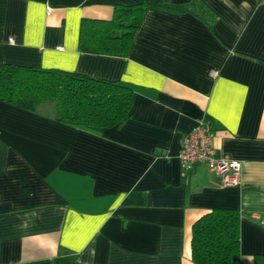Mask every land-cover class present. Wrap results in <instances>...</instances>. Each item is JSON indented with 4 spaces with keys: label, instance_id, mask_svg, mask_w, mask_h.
<instances>
[{
    "label": "crops",
    "instance_id": "0c3cea01",
    "mask_svg": "<svg viewBox=\"0 0 264 264\" xmlns=\"http://www.w3.org/2000/svg\"><path fill=\"white\" fill-rule=\"evenodd\" d=\"M146 1L159 6L125 56L78 49L83 19ZM0 63L133 90L128 119L98 131L57 121L53 102L0 101V264H196L192 226L213 208L239 214L228 264H264V0H0ZM200 119L239 184L181 167Z\"/></svg>",
    "mask_w": 264,
    "mask_h": 264
},
{
    "label": "trees",
    "instance_id": "16d2710c",
    "mask_svg": "<svg viewBox=\"0 0 264 264\" xmlns=\"http://www.w3.org/2000/svg\"><path fill=\"white\" fill-rule=\"evenodd\" d=\"M167 1V0H161ZM157 2L117 4L111 20L80 24L82 52L125 56L145 11ZM133 90L127 83L59 69L0 63V101L32 112L46 102L56 107L55 119L65 125L98 131L130 116ZM239 249V214L213 208L192 226L191 253L196 264H228Z\"/></svg>",
    "mask_w": 264,
    "mask_h": 264
},
{
    "label": "built area",
    "instance_id": "2783aa9c",
    "mask_svg": "<svg viewBox=\"0 0 264 264\" xmlns=\"http://www.w3.org/2000/svg\"><path fill=\"white\" fill-rule=\"evenodd\" d=\"M48 13H50L49 8ZM211 137L212 131L208 123L203 119L198 120L195 125L186 131L178 154L181 167L187 169L197 163L203 162L212 171L222 175L221 184L223 186H235L239 184L240 161L224 157H214Z\"/></svg>",
    "mask_w": 264,
    "mask_h": 264
},
{
    "label": "rangeland",
    "instance_id": "374dc122",
    "mask_svg": "<svg viewBox=\"0 0 264 264\" xmlns=\"http://www.w3.org/2000/svg\"><path fill=\"white\" fill-rule=\"evenodd\" d=\"M49 103H51V102H49Z\"/></svg>",
    "mask_w": 264,
    "mask_h": 264
}]
</instances>
